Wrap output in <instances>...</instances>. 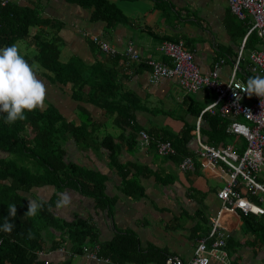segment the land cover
Instances as JSON below:
<instances>
[{
  "label": "crops",
  "instance_id": "0c3cea01",
  "mask_svg": "<svg viewBox=\"0 0 264 264\" xmlns=\"http://www.w3.org/2000/svg\"><path fill=\"white\" fill-rule=\"evenodd\" d=\"M13 1L20 6L38 9V16L46 21V25L32 28L31 33L42 31L44 36H57L59 61L80 64L87 76L94 74V66L99 61L103 62L101 69L104 72L113 74L115 68L113 61L105 60L106 56L102 57L96 45L82 33L102 37L116 47L120 70L117 79L136 98L132 119L136 127L151 129L158 134H171L179 143L185 127L190 125L193 128L188 148L194 151L197 146L194 131L200 117V133L204 142L216 147L230 144L237 152L243 151L240 135L228 133L226 128L224 132L212 131L210 121L203 119L201 111L214 102L213 92L203 89L186 92L176 78H162L151 83L150 68L146 63L149 57L167 60L157 50L161 41L182 40L185 47L193 52L202 73H209L222 59L219 77L223 82L227 81L237 57L241 55L237 77L242 81L248 80L249 54L262 46L261 39L255 31L248 33L250 17L240 19L231 13L227 0H105L115 8V19L105 13L97 17L86 0ZM250 34L257 35V40L253 42L254 36ZM249 35L253 39L246 42ZM28 40H19L15 45L23 56L33 57L36 51ZM128 41H132L139 51L140 61H131L122 53ZM31 65L38 66L36 75L46 86L44 108L54 107L62 118L75 125L88 123L93 135L110 133L121 139L124 130L114 125L115 113L110 116L103 106L87 103L85 95L82 101H77L73 98L70 83L56 82L48 70L35 63ZM88 89L89 85H86L84 92L87 93ZM238 119L242 120L241 117ZM120 141L123 143V139ZM66 150L69 160L99 173L105 201L98 207L95 199L66 188L62 192L71 194L72 205L63 210L55 209L56 216L66 221L77 215L91 218L100 240L129 232L139 238L142 248L155 247L189 260L196 238L205 236L212 218L220 213V226L230 234L227 255L223 260L209 259L208 264H264V244H251L252 235L244 231L241 210L225 211L217 197V191L228 177L224 166L210 169L204 165V160H198L194 168L181 171L176 154L161 156L153 146L135 145L133 149L123 146L117 157L119 163L128 169L123 176L125 169H119L101 148L81 151L72 141L67 143ZM3 158L6 155L0 152V159ZM256 177L264 185V167ZM237 188L243 196L251 199L252 194L247 193L244 182L239 181ZM54 192L53 187L33 189L25 194V198L33 200L32 196L36 200H49ZM261 200L264 207V197ZM66 258L64 250L48 254V259L53 262ZM71 261L72 264H108L82 256H74Z\"/></svg>",
  "mask_w": 264,
  "mask_h": 264
},
{
  "label": "trees",
  "instance_id": "16d2710c",
  "mask_svg": "<svg viewBox=\"0 0 264 264\" xmlns=\"http://www.w3.org/2000/svg\"><path fill=\"white\" fill-rule=\"evenodd\" d=\"M86 3L94 9L97 17L105 13L115 19V8L105 0L88 2L86 0ZM45 22L38 16V9L34 6H20L13 0H0V48L16 44L19 40L29 39L28 43L33 44L36 53L33 57L24 56L25 59L30 64L35 63L51 72L54 81L70 83L73 98L77 101H82L85 95L87 103L103 106L110 116L115 113L114 125L121 126L124 130L120 136L123 143L120 138L110 133L104 134L103 137L93 135L88 123L75 125L62 118L54 107L26 112L24 120H17L12 124L5 123L6 114L0 113V152L6 155V158L0 159V226L8 216V206L15 204L17 207L16 216L12 218L15 225L12 232L5 233L0 230V264H72V257H83L84 247L91 248L95 245L98 246L97 255L109 259L108 264H165L167 257L174 254L150 246L142 248L139 238L133 233H116L112 239L100 240L99 232L91 218L77 215L66 221L54 214L57 194L66 188L77 191L81 196L95 199L98 207L105 201L99 173L69 160L66 143L73 141L81 151L94 148L105 150L119 169H125L122 171L124 176L128 170L127 166L121 165L117 157L123 146L126 149H133L135 145H141L139 141L141 131L155 140L171 141L175 147L173 155L176 154L175 157L181 162L188 155L194 156L192 149L188 148L193 127L190 125L185 127L186 133L184 130L177 143L171 134H158L154 130H145L133 125L136 98L130 91L125 90L121 81L117 79L120 72L117 57L111 55L105 57V60L113 61L115 68L113 74L104 72L101 69L103 62L99 61L94 66V74L87 76L83 74L84 69L80 64L72 62L63 64L59 61L60 44L57 36L47 37L42 31L31 33L32 28L46 25ZM250 35L254 36V39ZM250 35L246 42L250 38L253 42L257 40V35ZM165 61L169 62V58L167 57ZM248 75L252 77L250 73ZM86 85H89L87 93L84 92ZM198 110L199 108L195 110L196 113ZM213 112V115L205 112L202 115L203 119L210 121L212 131L224 132L231 119L221 117L217 106ZM240 136L245 147V139ZM43 187L55 188L53 196L49 200H43L44 206L36 216L25 215L29 201L25 194ZM125 191L129 194V191ZM262 197L264 193L250 197L261 207L262 212L244 214L240 211L244 231L252 235L253 245L264 244ZM30 198L36 200L32 196ZM57 250L61 252L64 250L67 258L57 262L49 260L48 254Z\"/></svg>",
  "mask_w": 264,
  "mask_h": 264
},
{
  "label": "built area",
  "instance_id": "2783aa9c",
  "mask_svg": "<svg viewBox=\"0 0 264 264\" xmlns=\"http://www.w3.org/2000/svg\"><path fill=\"white\" fill-rule=\"evenodd\" d=\"M227 2L231 13L240 19L250 17L249 31L256 30L261 38L262 46L249 54L247 69L252 74L264 76V0H227ZM82 34L88 37L105 56L119 54L116 47L106 39L86 32ZM157 49L169 58V62L147 58L150 82L157 83L162 78H176L186 92H196L202 89L213 92L214 102L202 109L201 114L214 113L213 109L217 106L221 117L231 119L226 128L227 132L242 135L246 143L241 153L237 152L230 144L216 147L205 143L201 138V118L199 117L194 131L197 143L193 151L194 156L184 157L179 163L180 170L192 169L195 161L198 160H204V165L210 169L221 167L220 165L224 166L225 174L228 173V177L225 178L223 186L217 191L222 208L225 211L234 212L240 209L244 214L262 212L257 203L243 196L237 188L239 181H242L246 185L248 194L264 193V185L256 178L257 173L264 167V101H260L256 96H247L236 86L238 83L246 84L237 77L241 55L237 57L229 79L223 82L218 71L224 62L222 59L214 64L209 73H202L195 62L193 52L185 47L182 40H163ZM122 53L131 61H140L141 55L132 41H128ZM239 117L242 120H239ZM139 141L143 146L153 145L155 151L161 156L169 157L175 153V147L171 141L155 140L144 131L139 133ZM219 218L220 213L212 218L208 233L196 239L193 255L189 260H184L177 255H170L165 264H168L169 261L171 264H208L210 257L217 260L225 259L227 255L226 243L230 234L220 226ZM97 247V245L91 248L84 247L83 257L109 263V259L97 255Z\"/></svg>",
  "mask_w": 264,
  "mask_h": 264
},
{
  "label": "clouds",
  "instance_id": "9594fccd",
  "mask_svg": "<svg viewBox=\"0 0 264 264\" xmlns=\"http://www.w3.org/2000/svg\"><path fill=\"white\" fill-rule=\"evenodd\" d=\"M252 31H255L258 35L256 30L248 31V33ZM37 68L38 66L31 65L25 59L17 45L13 44L0 48V113L6 114L4 117L5 123L12 124L17 120H24L26 112H32L45 107L46 86L37 77ZM236 86L247 96H256L260 101H264V76L249 77L246 84L238 83ZM57 195L58 199L55 203L57 210L71 207L72 196L70 193L64 191ZM44 203L43 200H29L25 215L30 217L36 216L38 211L43 208ZM16 213V205L10 204L8 206V216L5 217L0 230L5 233L12 232L15 227L14 223H12V218H15ZM168 264H171V261Z\"/></svg>",
  "mask_w": 264,
  "mask_h": 264
},
{
  "label": "rangeland",
  "instance_id": "374dc122",
  "mask_svg": "<svg viewBox=\"0 0 264 264\" xmlns=\"http://www.w3.org/2000/svg\"><path fill=\"white\" fill-rule=\"evenodd\" d=\"M18 45H20V43H18ZM21 46H22V44H21ZM101 55H102V57H104L105 56V54H103V53H101ZM51 73V72H50ZM89 131V128L87 129V132ZM100 136H103L102 134L100 135ZM68 143V142H67ZM67 143H66V145H67Z\"/></svg>",
  "mask_w": 264,
  "mask_h": 264
}]
</instances>
